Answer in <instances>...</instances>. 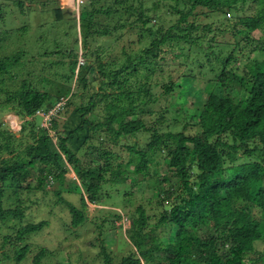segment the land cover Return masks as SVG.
<instances>
[{
	"label": "trees",
	"instance_id": "1",
	"mask_svg": "<svg viewBox=\"0 0 264 264\" xmlns=\"http://www.w3.org/2000/svg\"><path fill=\"white\" fill-rule=\"evenodd\" d=\"M38 1L0 0V42L5 38L10 43L16 37L30 45L52 42V29L57 24L41 14L62 21L68 13L56 0H43L39 2L41 14L32 15L35 12L30 6ZM95 1L83 0L76 18L81 63L77 42L63 46L55 39L52 50L37 49V45L33 52L15 50L0 56V109L12 110L22 119L18 136L0 126V263L25 264L28 254L35 250L31 262L41 264L53 254L32 241L48 221L23 219L29 207L39 203L36 193H46L45 187L54 182L53 194L70 214L72 233L87 221L86 203H101L107 187L117 191V186H122L124 198L132 193L130 187L152 192L161 210L149 225L151 216L145 208L140 204L134 208L135 215L122 225L133 250L121 255L118 264H264L262 252L242 246L245 242L264 243V60L250 58L264 50V0H251L256 12L238 16L232 24V47L225 54L211 46L202 48L201 37L196 34L199 29L211 34L216 47L226 28L213 19L199 24L193 18L198 9L210 18L212 14L247 12L252 7L248 0H176L171 7L174 21L166 27L159 23L158 1L153 0L150 6L143 0H105L99 5ZM29 29L37 32L33 42L30 36L24 37ZM110 29H136L140 41L144 33L149 41L131 55L121 48L124 60L119 58L120 51L111 54V59L101 60L108 46L89 49V41L96 35L111 36ZM256 30L262 33L253 42ZM237 34L240 41L235 39ZM174 45L197 51L210 49L207 55L214 54L220 65L206 69L213 75L215 89L234 84L247 92L244 100L227 99L230 114L224 131L189 133L184 129L190 122L181 129L173 119L168 122L169 109L159 106L150 77L159 71L156 67L166 46ZM237 50L247 61L251 59L241 72L234 64L229 66L237 61ZM50 54L60 58L48 61ZM45 63L52 65L50 76L55 79L49 76L45 80L51 82L49 89L40 88L45 78L40 72L37 78L34 75L36 68L46 70ZM197 81L198 75H181L162 86L163 94L181 87L184 93L198 97L202 88ZM73 83L76 90H72ZM57 101L61 104L53 106ZM52 108L54 112L45 125L42 113ZM138 133L144 135L143 146L124 144L129 157L116 162L119 156L110 150L111 145ZM84 156L89 161L84 159L83 163ZM158 157L165 161V171L153 167L151 173L149 161ZM68 168L78 183L70 179L63 187ZM130 172L134 176H128ZM127 184L128 189L124 187ZM62 190L76 192L80 206L64 199ZM165 227L173 228L175 237L162 241L157 232ZM98 252L102 264L116 261L102 242Z\"/></svg>",
	"mask_w": 264,
	"mask_h": 264
},
{
	"label": "rangeland",
	"instance_id": "2",
	"mask_svg": "<svg viewBox=\"0 0 264 264\" xmlns=\"http://www.w3.org/2000/svg\"><path fill=\"white\" fill-rule=\"evenodd\" d=\"M83 1V0H82ZM105 0H96V5L103 3ZM153 0H143L146 6H150ZM158 1V6L156 12L159 14L160 18L159 23L166 27L171 22L174 21L172 18V9L171 7L176 4V0H155ZM180 1V0H179ZM248 0L249 5L251 4V9L247 12H238V14H212V17H207L205 14H202L201 9H198L197 15L193 18L196 19V23L202 24L211 21L217 22L218 24H222L224 28H226V32L224 36L219 37V43H214V39L211 34H207L204 30L199 29L197 31L202 48L207 49L211 48L213 51H216L221 54H225L227 49H231L232 41H233V30H231V26L238 19V16L244 15H252L255 13V4L253 1ZM43 2V0H39L37 3H29L26 4L33 7L34 12L32 15L41 14L39 8L42 6L39 4ZM56 3L64 10V13L67 14L63 17L61 21H55L51 16L41 14L45 20L50 21L52 24H57L52 29V42L49 43H39L37 45L22 41L21 39H11V42L8 43L5 41V38L2 42H0V56L9 55L12 51L15 50H25L28 49L30 52L34 49H39L40 47L45 50H52V45L54 44L53 40H61V45L64 46L67 42L70 43V46H73L75 42H77L78 54L77 59L79 63L83 60L81 57V49H80V36L77 29V20L78 12L83 6V4H79L78 0H56ZM83 3V2H82ZM258 10V9H257ZM31 17H35L32 16ZM214 17V18H213ZM224 17H229V20H226ZM192 19V16L190 17ZM35 21V20H34ZM36 22H32L35 25ZM152 24H155L153 20ZM17 24V23H16ZM53 25V26H54ZM237 27H240L238 25ZM57 29V30H55ZM236 28H234L235 30ZM111 30L110 35H100L95 37L89 41V49H94L97 46L107 45L109 50L101 53V60L111 59V54L114 55L118 53L120 49L121 51H125V53L133 54L138 51L141 47H143L149 41V36L147 33H144V39L142 41L139 40L138 32L136 29L133 30H119L114 31ZM28 33L24 34V37L30 36L32 42L35 41V36H37V32L34 29H29ZM67 31V34L64 32ZM262 33V31H260ZM260 32L256 30L253 32L252 41L255 42L257 37H260ZM10 34H14L13 31H10ZM76 37V38H75ZM240 41L241 36L239 34L235 35V39ZM77 39V40H76ZM262 39V38H261ZM264 39V35H263ZM47 40V39H46ZM134 41V43H132ZM223 41H225L223 43ZM252 42V43H253ZM7 43V44H6ZM255 44V43H254ZM262 44V43H261ZM225 45V47H224ZM181 46V48L179 47ZM183 45H174V46H166L164 53H162V60H159V65L156 67L159 71H156L153 75H151L152 84L155 86L152 88V92H154L157 97L159 106L162 108L167 107L169 109V113L171 115L170 120L168 122L176 121V128L181 129L180 127L185 122H190L191 125H188L187 128L184 129L185 132L189 133H218L219 131H224L228 125L227 117L230 114V104L228 105V100L231 99L234 102H238L239 100H244L247 96V92L238 85H232L228 89H215L214 86V78L210 72H207L206 69L211 68L212 66L215 68H219V63L215 61L214 54H209V50L197 51L192 49L189 50L186 46L182 49ZM223 46V47H222ZM101 50V49H100ZM120 51V53H121ZM237 61L230 63L231 67H238V72L242 71V66L251 63V59L255 58L258 61L264 60V50L257 51L254 55H250V61H247V58L243 56L238 50L236 52ZM60 58L58 56H52V54L48 55L46 59L48 61H52ZM120 60L125 59V55L121 53L119 56ZM206 58H210V62L207 61ZM46 60V61H47ZM249 60V59H248ZM204 64H201L203 63ZM201 64V65H199ZM234 64V66H233ZM244 64V65H243ZM206 66V67H204ZM46 70H38L34 73L35 77L37 76V72L45 77L43 82L40 85V88L49 89L51 88L50 84L46 83L45 80L52 74V65L49 66L45 63ZM200 67H203L200 71ZM208 67V68H207ZM156 69V70H157ZM60 68L57 69L59 71ZM190 74V75H198L199 81H197L198 86L201 89V95L198 97L194 94L190 96V93H184L181 87H175L170 94L164 95L162 86L165 83H168L170 80H175L181 75ZM38 77V76H37ZM36 77V78H37ZM51 77V76H50ZM52 81H55L54 78H48ZM35 80V78L33 79ZM210 80V81H208ZM57 83V82H54ZM54 87L56 84H54ZM72 90H76L77 84H72ZM206 86V88H205ZM183 92V93H182ZM185 96H184V95ZM219 94V95H217ZM216 95L218 98L212 99L211 97ZM184 97H186L184 99ZM61 102H54L53 106L60 105ZM200 114V116H199ZM36 120H40L39 116L36 117ZM22 119L17 117V115L8 109H0V126L10 129L12 132L18 136V130L20 128ZM41 125V122H40ZM45 126V125H44ZM183 130V128H182ZM181 130V131H182ZM145 138L142 133H138L132 136H126L121 139V142L115 143L110 150L118 153L119 159H116V162L126 160L129 155L126 151V147L124 144H133L134 142L138 145H142L145 143ZM177 142V140H176ZM161 157V156H160ZM156 158L154 161H149L150 172L152 173L153 167H157L160 172H164L166 165L165 161L162 158ZM83 163L84 159L89 161L88 157L84 156L81 158ZM125 162V161H124ZM157 171L158 173H160ZM128 176H134L133 173H129ZM137 177H141L138 175ZM70 179L73 180L74 183H78L77 178L74 175V172L68 168V171L65 174L64 186H67L70 182ZM35 182V178L33 180ZM54 182L51 185L46 186V193L38 192L36 193L39 197V203L32 204L25 214L24 221L27 220H41L46 219L48 224L43 230L35 235L32 239L33 242L37 244H42L53 251L52 255L47 256V258L43 259L41 264H102V259L99 254V245L100 242L105 246L107 250H111V255L113 259V264H118L119 257L129 251L131 244H129V240L125 235V228L122 226L125 221L131 218L134 214V208L137 205H142L145 208V211L151 216L149 220V225H152L155 221V215L161 210L157 207V199L152 197V192L150 190H146L145 187L143 189H138L136 187H130L129 189L132 191L130 196H126L128 200L126 201L124 198V193L126 190L122 186H117V191L115 188L107 187L105 193H107L102 199L101 203H90L87 202L84 207V213L87 216V221L83 225H80L75 230L71 228L72 231H69V221L70 214L68 213L66 207H64L61 202L56 199L53 194ZM128 189V184L124 186ZM62 196L64 199L69 201L75 206H80L79 195L75 192H67L66 190H62ZM116 214H119L118 218ZM155 214V215H154ZM128 222V221H127ZM100 226V229L97 227ZM174 230L170 227H165L157 232V236L160 240L166 241L168 239L174 238ZM164 239V240H163ZM144 246H148L146 243ZM243 248L259 251L264 254V243L263 242H245L242 244ZM114 251V252H112ZM35 252V250H31L28 254L29 259L25 264H32L31 256ZM61 254L62 260H59L58 254ZM264 257V255H263ZM159 260L155 258V261ZM12 261H9L8 264H11ZM13 263V262H12ZM4 264V263H0ZM24 264V263H23ZM144 264H154L153 262H146ZM258 264V263H256ZM260 264V262H259Z\"/></svg>",
	"mask_w": 264,
	"mask_h": 264
},
{
	"label": "built area",
	"instance_id": "3",
	"mask_svg": "<svg viewBox=\"0 0 264 264\" xmlns=\"http://www.w3.org/2000/svg\"><path fill=\"white\" fill-rule=\"evenodd\" d=\"M80 3H82V0H78ZM54 112V109L52 108V109H50V110H48L47 112H43L42 113V117H43V120H44V123H45V125L47 124V122L49 121V119H50V116H51V114Z\"/></svg>",
	"mask_w": 264,
	"mask_h": 264
},
{
	"label": "clouds",
	"instance_id": "4",
	"mask_svg": "<svg viewBox=\"0 0 264 264\" xmlns=\"http://www.w3.org/2000/svg\"><path fill=\"white\" fill-rule=\"evenodd\" d=\"M79 4H81V3H79Z\"/></svg>",
	"mask_w": 264,
	"mask_h": 264
}]
</instances>
